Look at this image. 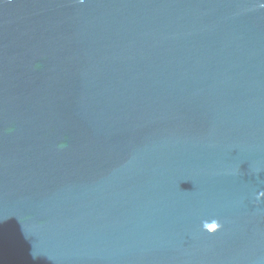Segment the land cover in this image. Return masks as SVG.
I'll return each instance as SVG.
<instances>
[{
	"label": "water",
	"instance_id": "water-1",
	"mask_svg": "<svg viewBox=\"0 0 264 264\" xmlns=\"http://www.w3.org/2000/svg\"><path fill=\"white\" fill-rule=\"evenodd\" d=\"M262 191L264 0H0V264H264Z\"/></svg>",
	"mask_w": 264,
	"mask_h": 264
},
{
	"label": "clouds",
	"instance_id": "clouds-1",
	"mask_svg": "<svg viewBox=\"0 0 264 264\" xmlns=\"http://www.w3.org/2000/svg\"><path fill=\"white\" fill-rule=\"evenodd\" d=\"M256 198L257 200L264 198V191L260 192ZM218 228L220 229V224L217 221H212L211 229H209L208 224L206 222L203 224V230L209 233H215Z\"/></svg>",
	"mask_w": 264,
	"mask_h": 264
}]
</instances>
